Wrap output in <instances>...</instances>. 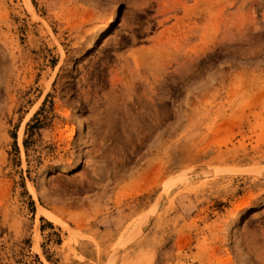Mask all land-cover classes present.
<instances>
[{"label": "rangeland", "instance_id": "1", "mask_svg": "<svg viewBox=\"0 0 264 264\" xmlns=\"http://www.w3.org/2000/svg\"><path fill=\"white\" fill-rule=\"evenodd\" d=\"M0 264H264V0H0Z\"/></svg>", "mask_w": 264, "mask_h": 264}, {"label": "bare ground", "instance_id": "2", "mask_svg": "<svg viewBox=\"0 0 264 264\" xmlns=\"http://www.w3.org/2000/svg\"><path fill=\"white\" fill-rule=\"evenodd\" d=\"M119 19V13H115L114 15H112V17L109 19V23L108 25L105 27L104 29V33H107L111 30V28L113 27V25L117 22V20ZM42 210V209H41ZM45 214V213H44ZM47 215V214H46ZM51 218V217H50ZM146 221V220H145ZM139 225V224H138ZM137 226V225H136ZM138 230V228H137ZM136 230V231H137ZM133 232V231H132ZM135 238V237H134Z\"/></svg>", "mask_w": 264, "mask_h": 264}, {"label": "snow or ice", "instance_id": "3", "mask_svg": "<svg viewBox=\"0 0 264 264\" xmlns=\"http://www.w3.org/2000/svg\"><path fill=\"white\" fill-rule=\"evenodd\" d=\"M121 7H125V6H121Z\"/></svg>", "mask_w": 264, "mask_h": 264}]
</instances>
